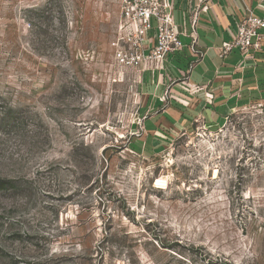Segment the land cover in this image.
<instances>
[{
  "label": "rangeland",
  "instance_id": "374dc122",
  "mask_svg": "<svg viewBox=\"0 0 264 264\" xmlns=\"http://www.w3.org/2000/svg\"><path fill=\"white\" fill-rule=\"evenodd\" d=\"M120 1L0 0V264H264V95L141 149Z\"/></svg>",
  "mask_w": 264,
  "mask_h": 264
},
{
  "label": "crops",
  "instance_id": "0c3cea01",
  "mask_svg": "<svg viewBox=\"0 0 264 264\" xmlns=\"http://www.w3.org/2000/svg\"><path fill=\"white\" fill-rule=\"evenodd\" d=\"M196 4L201 57L196 59L185 45L167 55L160 69L137 72L142 99L134 139L141 149L154 150L188 131L199 119L217 126L232 108L264 95V29L259 50L240 53L234 49L219 56L220 47L233 37L237 22L247 12L264 15V0H171L179 30H189V16Z\"/></svg>",
  "mask_w": 264,
  "mask_h": 264
},
{
  "label": "built area",
  "instance_id": "2783aa9c",
  "mask_svg": "<svg viewBox=\"0 0 264 264\" xmlns=\"http://www.w3.org/2000/svg\"><path fill=\"white\" fill-rule=\"evenodd\" d=\"M198 10L196 4L189 16V30L181 31L173 18L171 0H121L115 43L117 60L137 72L158 70L167 55L181 51L185 45L199 59ZM263 29L264 15L247 12L237 22L233 37L220 47L219 56L234 49L240 53L259 50ZM192 66L187 67L185 79L189 78Z\"/></svg>",
  "mask_w": 264,
  "mask_h": 264
}]
</instances>
